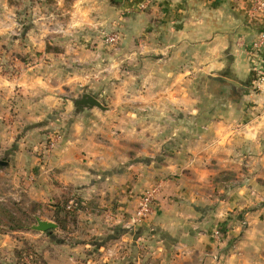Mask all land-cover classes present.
Returning <instances> with one entry per match:
<instances>
[{
  "label": "rangeland",
  "instance_id": "1",
  "mask_svg": "<svg viewBox=\"0 0 264 264\" xmlns=\"http://www.w3.org/2000/svg\"><path fill=\"white\" fill-rule=\"evenodd\" d=\"M95 3L93 0H0V161L7 162L5 165L0 164V264H82L84 253L105 251L107 247L117 251V255L126 253L119 260L124 264H133L135 259H132L137 255L141 264H177L175 251H186V248L188 251H205L203 257L210 264L219 261L221 255L225 258L229 251H264V180L257 177L253 180L260 172L257 169L260 161L238 160L239 167L250 169V172L246 170L239 176L236 172L232 174L223 171L215 176H207L203 181L204 194L201 192L203 199L197 197L199 192L195 188H188L182 202L181 197L173 194L171 189L166 190L168 182L175 180L179 174L173 170L159 169L167 162L174 161L172 156L177 157L175 160L182 159V155L178 157L173 151L177 147L186 146H180L179 143L193 139L191 131L195 129L188 128L187 136L186 130L180 135L174 124L190 120L191 115L167 113L171 115L173 123L171 126L164 124V112H152L149 109L150 100L145 90L149 81L136 80L131 74L122 81L115 75L117 65L114 59L117 57L115 52L118 43L108 45L105 38L110 34L120 36L115 29L116 18L113 16L106 20V17H96L100 8L94 6ZM119 3L108 0V6L111 7ZM103 14L109 16V12ZM99 19H105L106 22H99ZM93 51L98 53L96 58ZM58 52L74 58L68 64L53 61V57H58ZM76 56L81 59H75ZM101 62L111 70L104 76L99 72ZM61 68L65 73L75 72V80L72 81L71 89L65 85V90H61L57 96L60 104L42 113L29 107L28 99L18 91L23 87L20 83H27L24 77L27 71L41 75L52 73L53 70L61 71ZM52 80L50 78L48 82ZM32 82L35 86L39 85V82ZM234 82L236 86L225 80V86L205 79V105L213 104L216 107L228 100L240 102L243 99V86L238 81ZM261 83L258 81V88ZM195 86V83L190 85ZM219 87L220 90L227 89L226 96L215 95L214 90ZM231 89L236 92H231ZM90 92L106 107L100 110L109 113L108 128L105 129L110 135L112 133L116 136L119 133L120 129L113 126V123L122 120L126 130H132V121L139 124L133 130L138 129L142 133L141 140H145L148 133L155 134L157 141L169 137L166 144H156L160 150L150 160L141 154L126 162V166L140 163L141 169H145L144 164L150 163L154 174L141 176V188L135 191L132 187H135L133 185L137 181L136 174L124 176V192L114 188L98 192L92 198L95 203L92 209L83 204L80 194L69 187L61 188L57 183L52 185L56 191L46 188L45 201L36 200V186L49 184V178L55 181L53 176L46 174V179L38 182L41 180L40 167L36 163H43L45 150H51L56 145L61 136L66 134L67 121L80 113L74 100ZM214 114L208 110L204 115L205 120L215 119ZM57 123L62 126L55 125ZM172 133L177 135L171 136ZM170 139H174L175 143H169ZM137 146L142 148L141 145ZM120 165L117 164L111 170L99 171L100 179L108 177L111 183V177L123 174L118 168ZM213 183L215 188L212 187ZM109 187L115 186L110 184ZM151 189L155 192L147 218L132 224L130 219L138 208L139 197ZM116 191L123 198L128 195L127 203L131 206L119 216V221L107 228L105 223L116 220L113 210L116 208L114 203H119L115 199ZM101 200L106 201L103 202L105 204H101ZM183 203L204 205L198 207L197 212L193 208L184 209L186 224L179 227L180 231L190 230L188 234L178 229L170 231L163 228L161 225L164 219H158L160 209L157 207L170 204L173 210L182 212L179 205ZM113 204L115 206H110ZM74 207L78 209L73 220ZM88 210L104 222L101 234L92 235L88 231L89 220L84 217ZM36 217L53 221L57 226L50 231V235L47 231L33 229Z\"/></svg>",
  "mask_w": 264,
  "mask_h": 264
},
{
  "label": "crops",
  "instance_id": "2",
  "mask_svg": "<svg viewBox=\"0 0 264 264\" xmlns=\"http://www.w3.org/2000/svg\"><path fill=\"white\" fill-rule=\"evenodd\" d=\"M93 1L97 2L94 6L100 8L96 17H106V20L113 16L116 18L115 29L120 36L115 52L117 57L114 59V64L117 65L115 75L122 81L130 74L136 80H148L145 90L150 100L149 109L152 112H164V124L171 126V122L173 123L171 115L167 113L191 115L190 120L174 124L180 135L186 130L187 136L188 128L195 130L191 131L193 139L179 143L180 146H186L177 147L173 151L178 157L182 155V159L175 160L177 157L172 156L174 161L167 162L159 169L173 170L179 174L175 180L168 182L166 190L171 189L173 194L181 197V202L188 188L197 189V197L202 198L203 181L207 176H215L221 171L232 174L236 172L237 176L246 170L250 172V169L239 167L240 159H258L260 166L257 169L260 172L253 180L256 177L264 180V81L257 87V77L264 62V50L252 48L257 33L264 30V13H254L251 0H122L114 7L108 6V0ZM106 12H109L108 17L103 14ZM95 20L96 18L92 21ZM93 52L96 58L98 53ZM57 55L58 57H53V61L65 64L74 58L61 52ZM75 59L80 60L81 57L76 56ZM99 65V72L103 76L111 71L108 65L102 62ZM60 70L41 75L27 71L24 75L27 83H20L23 87L18 91L28 99L29 107L42 113L60 104L57 96L61 90H65V85H69L67 89H71L72 81L75 80V72L66 70L68 72L65 73L62 68ZM50 78H53L52 82H48ZM29 79L31 83L39 82V85L31 84ZM205 79L225 86V80L238 81L243 86V99L240 102L228 100L216 107L213 104L206 106L203 87ZM194 83L196 86L190 87ZM214 91L218 96L227 95L225 88L220 90L219 87ZM90 93L94 95L93 92ZM26 94L35 97L30 98ZM64 110L67 111V106ZM208 110L215 113V119L205 120L204 115ZM107 116L108 111L93 107L80 110L73 119L67 121L66 134L61 136L51 150H45L43 163H36L40 167L41 180L38 182H43L46 174L53 176L55 180L49 178V184L36 186V200L45 201L46 188L56 191L52 185L57 183L61 188L69 187L80 194L83 204L92 209V204H95L93 199L98 192L111 191L112 188L124 192V176L136 174L137 181L133 185L135 187H132L135 191L141 188V176L154 174L150 163L144 164L145 169H141L140 163L126 166V162L141 154L150 160L160 150L156 144H166L169 137L157 141L155 134L148 133L147 138L141 140L142 133L138 129L133 130L139 124L132 121V130H126L122 120L113 123V126L120 129L119 133L116 136L112 133L110 135L105 129L108 128ZM55 125L62 126L58 123ZM175 135L177 134H171ZM173 140L170 139L169 143H175ZM39 146L42 147V144ZM117 164H121L118 168L123 174L111 177V183L108 177L100 179L99 171L111 170ZM110 184L115 187H109ZM212 187L215 188L216 185ZM107 197L110 200V195L107 194ZM128 197L126 195L123 198L117 192L115 199L119 203H114L116 208L113 209L116 220L105 223L107 228L129 210L131 205L127 203ZM103 202L106 201L101 200V204H105ZM114 204L110 206H115ZM202 206L204 205L183 203L179 205L182 211L179 212L173 210V205L166 204L157 207L160 209L158 219H164L161 225L163 228L180 231L179 226L186 224L184 209L193 208L197 212V208ZM91 212L93 211L88 210L87 216L84 215L89 220L88 231L92 235L101 234L105 224ZM216 214L219 213L216 211ZM181 231L188 234L190 230ZM204 253L205 251H188L186 248V251H175L174 256L177 264H210L203 257ZM166 254L167 251L164 252ZM226 254L225 258L221 255L219 261L211 264H264V251H229ZM84 256L82 264H124L119 260L126 253L117 255V251H111L107 247L105 251H88ZM132 260L133 264H141L138 255Z\"/></svg>",
  "mask_w": 264,
  "mask_h": 264
},
{
  "label": "built area",
  "instance_id": "3",
  "mask_svg": "<svg viewBox=\"0 0 264 264\" xmlns=\"http://www.w3.org/2000/svg\"><path fill=\"white\" fill-rule=\"evenodd\" d=\"M251 9L254 13H264V0H251ZM119 37L117 34L106 35L105 42L108 45H114L117 43ZM253 49H263L264 50V30H260L257 33V37L252 44ZM257 81L260 83L264 81V62L263 67L259 71ZM154 189L148 190L143 193L138 199V208L132 215L130 222L132 224L141 222L145 220L150 212V208L153 204L154 199ZM69 205H67L68 207ZM69 208V207H68Z\"/></svg>",
  "mask_w": 264,
  "mask_h": 264
},
{
  "label": "water",
  "instance_id": "4",
  "mask_svg": "<svg viewBox=\"0 0 264 264\" xmlns=\"http://www.w3.org/2000/svg\"><path fill=\"white\" fill-rule=\"evenodd\" d=\"M115 3H119L122 0H113ZM229 83H231L233 86H236L237 83L231 80H228ZM239 85V84H238ZM74 105L79 107L80 110L83 109H90L93 107H97L99 109H105L106 107L99 101L96 97L89 93H84L79 97L78 99L74 100ZM7 162L0 161V164L5 165ZM57 224L53 221H47V220H41L39 217H36V224L32 225L33 229L39 230V231H51L53 228H55Z\"/></svg>",
  "mask_w": 264,
  "mask_h": 264
},
{
  "label": "trees",
  "instance_id": "5",
  "mask_svg": "<svg viewBox=\"0 0 264 264\" xmlns=\"http://www.w3.org/2000/svg\"><path fill=\"white\" fill-rule=\"evenodd\" d=\"M77 203H78V201H77ZM73 209H75V210H73V216H72L73 217L72 219L74 220V218H75V212L77 211L78 207H74ZM56 222L58 223V225L60 224V222L58 220ZM47 232H49L48 233L49 235L51 234L50 231H47Z\"/></svg>",
  "mask_w": 264,
  "mask_h": 264
}]
</instances>
